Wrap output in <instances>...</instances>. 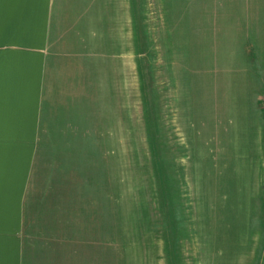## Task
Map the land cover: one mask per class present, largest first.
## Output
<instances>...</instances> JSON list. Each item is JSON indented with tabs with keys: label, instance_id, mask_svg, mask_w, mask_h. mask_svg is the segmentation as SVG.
<instances>
[{
	"label": "rangeland",
	"instance_id": "374dc122",
	"mask_svg": "<svg viewBox=\"0 0 264 264\" xmlns=\"http://www.w3.org/2000/svg\"><path fill=\"white\" fill-rule=\"evenodd\" d=\"M130 34L132 68L94 140L108 165L99 264H254L264 0H132Z\"/></svg>",
	"mask_w": 264,
	"mask_h": 264
},
{
	"label": "crops",
	"instance_id": "0c3cea01",
	"mask_svg": "<svg viewBox=\"0 0 264 264\" xmlns=\"http://www.w3.org/2000/svg\"><path fill=\"white\" fill-rule=\"evenodd\" d=\"M131 30L132 0H3L0 264H99L94 140L132 68Z\"/></svg>",
	"mask_w": 264,
	"mask_h": 264
},
{
	"label": "snow or ice",
	"instance_id": "6c2138e0",
	"mask_svg": "<svg viewBox=\"0 0 264 264\" xmlns=\"http://www.w3.org/2000/svg\"><path fill=\"white\" fill-rule=\"evenodd\" d=\"M3 0H0V7H2ZM0 186H2V174H0Z\"/></svg>",
	"mask_w": 264,
	"mask_h": 264
}]
</instances>
